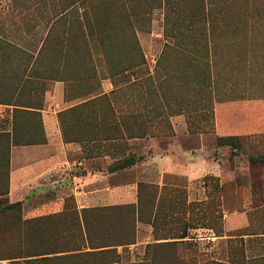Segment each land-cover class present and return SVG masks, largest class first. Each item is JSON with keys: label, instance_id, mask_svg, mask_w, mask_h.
Wrapping results in <instances>:
<instances>
[{"label": "rangeland", "instance_id": "obj_1", "mask_svg": "<svg viewBox=\"0 0 264 264\" xmlns=\"http://www.w3.org/2000/svg\"><path fill=\"white\" fill-rule=\"evenodd\" d=\"M38 3L39 0H0V132L11 130L12 108L2 103L9 95L15 96V78L22 74L25 64L30 61L24 53L19 54L7 45L12 43L29 49L31 53L36 52L45 30L40 26L30 33L23 31L29 29L27 18L37 12ZM205 10L207 24L199 22L190 28L182 16L180 25L172 26L174 31L192 34L176 42L163 35L164 11L153 10L150 21L138 27L142 31L137 30L136 34L145 64L112 79L123 88L109 95V100L103 101V110L95 112L98 117L106 114L104 108L110 102L115 107L116 116L117 113L135 114L128 119V133L156 138L152 143L155 147L164 146L165 142L171 141L170 137L176 135L170 118L184 115L186 129L178 133L175 145L180 144L185 151L198 157L200 177L187 185L184 180L169 176L167 185H158L154 183L157 172L149 166L148 175L137 176L141 180L138 184L165 187L167 202L162 204L160 216L154 223H150V215L144 217L146 222L136 223L135 243L116 247L107 254L79 258L76 255L72 259L69 255L57 257L53 264H255L254 261L264 258V0H205ZM205 31L211 33L207 45L197 41L195 36ZM72 32L68 38V41L72 39L70 44H82L84 40L79 39L78 31L73 29ZM120 32L124 33L123 30ZM54 36L56 40L62 39L60 32ZM91 41L99 43L95 38ZM112 44L125 50L122 52L125 61L130 59L128 50L132 43L129 38L118 36ZM166 44L171 46L167 48ZM205 48L210 50L207 55L203 53ZM91 53L92 68L82 63L83 58L72 67V73L89 72L90 76L86 82L72 84L74 94L109 89L104 80L108 76L101 52ZM206 62L210 64V81L205 84L195 79ZM39 71L45 70L39 68ZM131 79H134L133 83H129ZM34 82L19 93L22 102L28 97L41 100L42 85ZM146 110L153 125L148 130L140 126V115L136 113ZM78 129L82 133L86 131ZM216 137L232 138L233 146L217 144ZM123 142L118 143L123 148L120 153L144 145L142 141H136L129 147ZM0 146H6L4 140H0ZM231 153L235 155L231 156ZM129 154L138 159L137 152L130 151ZM113 163H93L88 167L100 170L103 167L108 171ZM141 171L142 167H136L126 173V178L136 179ZM77 172L79 170L69 171ZM6 173L0 162V194L7 187ZM62 176L66 180L60 181L57 188L58 197L63 198V209L42 216H52L59 232L65 228L73 231L76 201L69 192L67 180L70 177ZM206 177L217 178L220 189L215 191L212 181ZM48 197L54 196L31 194L14 215L23 220L36 218L29 217V214ZM136 203L137 198L134 205ZM6 204H9L7 199L0 198V209ZM116 212L120 214L126 210ZM107 213L96 211L91 216L101 217ZM12 215L10 212L1 214L0 223L5 224ZM226 223L229 231L225 229ZM185 227L188 228V237L179 239ZM79 239L58 238L55 242L63 246L73 243L72 240L78 243ZM169 242L170 245L165 244Z\"/></svg>", "mask_w": 264, "mask_h": 264}, {"label": "crops", "instance_id": "obj_2", "mask_svg": "<svg viewBox=\"0 0 264 264\" xmlns=\"http://www.w3.org/2000/svg\"><path fill=\"white\" fill-rule=\"evenodd\" d=\"M64 3L66 2H62V0H54L53 2L39 0L36 8L37 12L28 16L26 22L30 26L27 31H23L25 34L32 32L33 28L36 31L40 26L45 30L35 53H31L29 49L22 46H13L12 43H8L16 47L19 54L24 53L30 59L24 67L27 68V72H32L33 77L30 79V84L32 85L35 83L34 81H38L42 85L43 106L40 113L46 141L44 144L10 147L6 168L3 167V159L1 160V167L3 170L6 169L7 172V194L0 196V198H6L9 204L21 202L24 205L31 194L44 193L54 196L48 197L46 201L29 214V217H37L62 211L63 198L58 197L57 185L60 181L66 180V177L62 176L63 174L70 177L67 180L69 182V192L75 198L78 211L97 207L134 204L137 198V185L141 181L137 176L141 178L148 175L150 173L149 166L157 172V181L154 183L158 185H167L166 180L169 176L182 179L187 182V185L200 177L201 168L198 164V157L185 151L180 144L175 145L178 133L186 129L184 115H176L170 118L172 129L176 135L170 137L171 141L165 142L164 146L155 147L152 143L156 138L150 137L148 134L143 137H125L124 140H100V136L94 137L95 131L90 134L88 129L83 127V122L89 121V113H95L89 111H85L79 118L82 128L73 126V120L77 119L74 114L68 113L62 116V119L69 136L75 137L79 134L91 138L92 141L80 143L78 141L65 142L63 140L59 125V114L86 100L108 94L113 90L109 78L104 79L108 83L109 89H105L103 92L89 90L74 94L71 90L73 83L86 82L90 78L89 72L72 73V67L76 66L77 62H81L82 58L85 59L82 60L84 65L88 68L93 67V62L90 59L91 52H101V47L99 43H93L91 40L96 39L97 34L103 32V25L99 21L103 20L105 15L102 12H96L94 15L84 13L83 8L85 7L78 5V3L74 5L78 8L77 12L71 9L62 11V4ZM73 29L78 31L79 39L84 40L82 44L73 45L70 44L72 39L68 41ZM137 30L140 29L136 28L135 34L138 32ZM59 32L62 34V39H54V35ZM90 34H94V36L92 37ZM61 51H68L69 53L62 56L58 54ZM100 55L104 63L102 53ZM46 57L48 60H44ZM47 61L48 63H46ZM39 68H42V70L44 68L45 71L40 72ZM129 82H134V79ZM136 113L140 115V126H143L146 130L149 129V126L153 128L148 110ZM129 114L131 116L135 115ZM120 115L117 113V116ZM78 128L86 129V131L82 133ZM3 132H10V130L0 133ZM215 140H217V137ZM121 141H124V145L129 147L136 141H142L144 145L141 147L139 145V148L132 147L130 150L126 148L127 150L120 153L123 148L118 143ZM201 141L200 137L199 142ZM105 147H108L107 151ZM130 151L132 153L137 152L138 161L128 169L109 172L103 167H101V170L88 167V164L93 163H113L127 156ZM136 167H142L141 174H137L136 179H127L126 173ZM73 170H79V172L69 173ZM226 226V231H229L227 223ZM99 251L100 249L90 250L86 247L81 252L90 253L92 256V254H95L94 252ZM71 254L74 253L55 256L67 257L69 255L70 258ZM0 264L10 263L0 261Z\"/></svg>", "mask_w": 264, "mask_h": 264}, {"label": "trees", "instance_id": "obj_3", "mask_svg": "<svg viewBox=\"0 0 264 264\" xmlns=\"http://www.w3.org/2000/svg\"><path fill=\"white\" fill-rule=\"evenodd\" d=\"M62 2H66L62 4V11L71 9L77 12L78 8L74 5L78 3V5L85 7L83 8L84 13L91 15L96 14V12L104 13L105 18L99 21L102 23L104 30L102 34H97L96 39L101 47L107 76L113 85V90L109 94H102L96 98L86 100L59 114V125L65 142L78 141L85 143L92 140L79 134L75 137L69 136L64 128L62 116L68 113L74 114L77 119L73 120V126L82 128L80 122L77 123L80 121L81 114L85 111L97 112L103 110V101L109 100V95H114L118 90L123 88V86H117L112 79L117 76H124L127 72L145 64L144 57L138 45L135 29L136 27L140 28V26L147 25V22L150 21L149 16L153 10L159 9L164 11L165 26L163 35L165 39H172L174 42L180 41L181 39L184 40V36L192 35L172 29V26L180 25L179 19L182 16L190 28L199 22L207 24L206 20L208 17L205 10V0H62ZM121 30L124 33H119ZM90 35L92 37L94 36V34ZM118 36L129 38L130 43H132V46L128 50L130 52V59L128 61H125L122 56V52L125 50L119 49L112 44L114 39H118ZM195 36H197V41L206 43L207 45L211 38V33L205 31L198 35L195 34ZM7 46L13 51L19 52L11 44ZM170 46V44H166L165 47L168 48ZM134 52H137L136 60H134ZM209 52L210 50L208 48L203 50L204 55H207ZM68 53V51L58 52L62 56H66ZM30 57L32 58V56ZM209 66V62L203 65L195 81L199 80L205 84L207 81H210ZM31 73L27 72V68L23 69L22 74L17 76V79L15 78L16 85L13 88V91L16 92L15 96L13 94L9 95L4 100L5 102L2 103L12 108L11 130L10 132L0 133V140H4L6 143V146H0V155L3 159V167L5 168L8 164L7 154L11 146L38 145L44 144L46 141L40 113L43 106V97L40 101L28 97L24 102L18 98L19 93L29 85L30 79L33 77ZM105 107L106 114H101L98 117L95 113H92L89 115V121L83 122V127L88 129L90 134L95 131L96 134L94 137L103 135L104 138L100 136V140L104 139L107 141L125 137H136V134L132 132L128 133L126 129L127 122H129L128 119H132L133 116L127 114L120 115V118L117 117L114 113L115 107L110 102ZM217 144L232 147V138H218ZM233 155L235 154L231 153V156ZM137 160L134 156L128 154L125 158L109 166L108 171L114 172L129 168ZM5 179L7 181V174ZM205 179L212 181V187L215 191L220 189L217 178L206 177ZM206 186L208 187V184ZM166 192L165 187L139 183L137 185V203L135 205L128 204L104 207L102 209H82L80 211L75 209L74 230L69 231L65 228L61 232L57 230V225H54L52 216H41L23 220L20 216L14 215L15 211L20 210L21 202L6 204L0 209V215L7 212L13 215L5 224L0 223V240L2 238L0 242V261H8L11 264H53L52 262L57 258L55 255L58 254L74 253L71 254L70 259L74 256L76 257V255V258L90 255V253H82V247H87L90 250L100 249L99 252L92 254L96 255L97 253H111L119 246L132 245L135 243L136 223L146 222L147 218L144 217H147V215H150V223H154L155 219L160 216L162 204L167 202ZM6 194L7 188L0 196ZM120 210H126V212L120 214L116 212ZM96 211L103 213L107 211L108 213L101 217L91 216V213H96ZM204 215L205 213L203 212ZM202 227L205 228L204 226ZM187 237L188 228L185 227L178 238L185 239ZM58 238L64 240L66 238L80 239L78 243L75 242L76 240H72L74 242L71 244L58 246L55 242ZM65 242L68 243L69 241ZM165 244L170 245L171 242ZM254 263L264 264V258L256 260ZM214 264L220 263L215 262Z\"/></svg>", "mask_w": 264, "mask_h": 264}]
</instances>
